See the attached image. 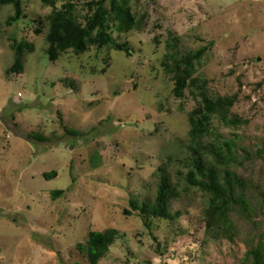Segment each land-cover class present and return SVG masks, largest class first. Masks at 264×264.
Wrapping results in <instances>:
<instances>
[{
  "label": "rangeland",
  "instance_id": "374dc122",
  "mask_svg": "<svg viewBox=\"0 0 264 264\" xmlns=\"http://www.w3.org/2000/svg\"><path fill=\"white\" fill-rule=\"evenodd\" d=\"M92 1L73 2L80 23ZM120 1L139 27L120 32L113 21L110 32L131 57L91 46L57 62L46 54L47 17L67 2L23 0L13 25V7L0 5V264H90L78 245L108 229L119 238L99 264H251L245 238L260 240L263 216L233 243L208 240L206 196L184 178L195 149L210 158L206 149L228 142L240 161L232 167L264 188V157L256 156L264 153V0ZM14 41L34 50L21 74L10 73ZM201 50L197 87L179 99L168 56ZM202 88L210 99H234L238 122L215 116L193 142L190 118ZM160 168L179 194L169 212L180 216L155 219L150 230L132 203L156 199ZM51 173L57 177L44 176Z\"/></svg>",
  "mask_w": 264,
  "mask_h": 264
},
{
  "label": "trees",
  "instance_id": "16d2710c",
  "mask_svg": "<svg viewBox=\"0 0 264 264\" xmlns=\"http://www.w3.org/2000/svg\"><path fill=\"white\" fill-rule=\"evenodd\" d=\"M55 7V0H42ZM67 2L61 9L55 8L47 17L49 30L46 36L47 50L50 61L57 62L63 54L73 51L82 54L88 51L91 46H95L102 51L107 47H112L116 51L123 52L131 57V50L127 45L117 43L110 30V22H118V30L129 31L139 27L135 16L130 8L120 0H98L88 3L91 14L85 18L84 23H80L74 15L75 0H62ZM23 0H0V5H9L14 9V16L8 19V25L19 23L23 16ZM110 3V8L106 3ZM41 33L40 30L36 31ZM177 42V41H176ZM12 48L15 52V61L10 69V73H23V64L26 54L32 53L33 47L27 42H13ZM204 54V50L199 53L188 55L182 59L176 56H168L173 64H167L168 71L173 74L175 81V96L182 99L185 91L189 87H197V81L192 79L194 62ZM202 91V92H201ZM201 105L196 109L190 118L191 139L193 142L201 141L207 133L215 116H219L225 122L235 125L238 121L231 115V108L234 99L230 97H219L210 99L200 89ZM77 135V134H76ZM39 139V137H38ZM210 158L203 154L202 148L195 149L193 155L186 161L188 172L185 174V182L191 187L197 188L206 196L207 203L204 210L205 235L208 240H227L235 242L240 238L244 224H250L253 229L259 228L262 221L257 218L262 215L264 218V188L255 185L251 179L244 177L232 167V164H240L237 154L233 152V145L225 143L224 147L212 145ZM250 153L246 154L247 159L253 160ZM264 157L261 151L256 154ZM164 174L161 177L158 193L154 201L146 199L140 205L132 203V208L144 219L148 229H152L155 219L173 220L176 216L169 212L170 201L178 198L177 189L171 184L167 171L160 168ZM46 178L57 177L56 173L45 174ZM64 191L53 193L54 198H60ZM131 216L130 211H125ZM119 238V232L115 229H108L104 232L91 231L85 244L78 245V251L85 255L90 264H99L110 251V248ZM260 240L256 243L254 238L246 239L249 247L247 263L264 264V234L259 235Z\"/></svg>",
  "mask_w": 264,
  "mask_h": 264
},
{
  "label": "built area",
  "instance_id": "2783aa9c",
  "mask_svg": "<svg viewBox=\"0 0 264 264\" xmlns=\"http://www.w3.org/2000/svg\"><path fill=\"white\" fill-rule=\"evenodd\" d=\"M19 97H21V95H19Z\"/></svg>",
  "mask_w": 264,
  "mask_h": 264
}]
</instances>
